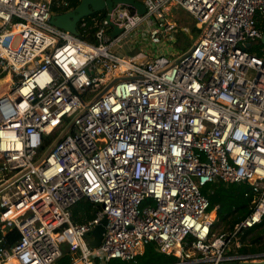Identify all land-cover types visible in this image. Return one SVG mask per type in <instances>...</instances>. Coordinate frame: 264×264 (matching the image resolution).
<instances>
[{"label": "built area", "instance_id": "obj_1", "mask_svg": "<svg viewBox=\"0 0 264 264\" xmlns=\"http://www.w3.org/2000/svg\"><path fill=\"white\" fill-rule=\"evenodd\" d=\"M138 1L143 15L118 3L81 18L74 35L50 23L68 0H0V264H61L64 245L78 252L66 264H136L149 243L175 258L167 264L264 259L241 251L259 246L242 235L264 221V0ZM168 4L200 26L190 48L128 54L139 26L154 47L175 33ZM91 27L94 42L82 37ZM242 181L249 214L214 232L201 188ZM81 199L99 207L76 223ZM8 222L19 233L9 247Z\"/></svg>", "mask_w": 264, "mask_h": 264}, {"label": "trees", "instance_id": "obj_2", "mask_svg": "<svg viewBox=\"0 0 264 264\" xmlns=\"http://www.w3.org/2000/svg\"><path fill=\"white\" fill-rule=\"evenodd\" d=\"M56 1V0H55ZM69 8H74L79 0H68ZM52 11L61 13L66 10V8H56L53 6ZM259 28L264 32V25L258 24ZM94 29L91 27L87 30L85 35L82 37L89 41L94 42L92 32ZM196 31V30H195ZM136 54V52L134 53ZM56 137V135H47L43 137V142L41 149H45ZM201 192L205 195L209 201L208 211L215 210L216 213V222H221L228 224L229 228L242 219H244L250 212L252 190L251 186L247 181H242L240 183L224 184L222 182H212L207 183L201 188ZM99 206L94 205L93 203L81 199L77 201L71 207L72 220L76 223H83L86 220L93 217V211ZM216 223V224H217ZM262 227V233L252 235L250 240L253 243H258L259 246L254 247H244L241 251L251 252L256 251L260 252L264 250V246L260 245L262 234L264 233V221L260 224L245 230L242 238L245 239L248 237V234L254 232V230ZM1 235V233H0ZM19 233L16 228L6 229V235L3 236L5 246L9 247L14 244L18 239ZM72 256L68 254L67 251L64 252L62 258L60 259L61 264H66L71 261ZM175 260L172 256H167L163 253H160L156 250L154 243L147 244L143 252L136 257V264H167ZM104 264H128L127 261L121 260L119 258H111L107 260Z\"/></svg>", "mask_w": 264, "mask_h": 264}, {"label": "rangeland", "instance_id": "obj_3", "mask_svg": "<svg viewBox=\"0 0 264 264\" xmlns=\"http://www.w3.org/2000/svg\"><path fill=\"white\" fill-rule=\"evenodd\" d=\"M163 14L167 21L174 23L175 29L173 30L175 31V33L168 37L166 35L162 36L159 46L154 47L148 40L147 29H145V27L143 26H139L136 29L132 30L130 33H128L125 37L127 45L130 46V44H135V46L137 47V49H133L132 51L128 52V54H134L135 52L141 50L146 54L145 56H138V59L141 61H146L149 60L151 56L157 54L159 50H161L162 53H164L166 56L174 58L177 54L181 55L182 52L190 48L192 42L195 40L198 32L201 29L200 26L196 24V22L188 12H186L181 7L175 4L166 5L163 9ZM123 52H126V49L123 50ZM60 132L61 127H57L52 134L56 135L55 138H57ZM211 213L214 216V221L212 225V230L214 232L226 231L230 229L228 224L216 222L215 210H212ZM259 232L262 233V227L254 230V232L249 233L247 238L250 239L252 235L254 236ZM260 243H263L264 245V233L262 234ZM64 246L67 249L66 245Z\"/></svg>", "mask_w": 264, "mask_h": 264}, {"label": "water", "instance_id": "obj_4", "mask_svg": "<svg viewBox=\"0 0 264 264\" xmlns=\"http://www.w3.org/2000/svg\"><path fill=\"white\" fill-rule=\"evenodd\" d=\"M118 3L128 5L139 15H143L145 13L144 6L138 0H79V3L74 8L61 13H53L50 18V23L74 35H78L77 23L81 18L105 9L110 11L113 6ZM121 31V29L114 27L110 34L111 36H115ZM261 41H264V36L261 37ZM250 45L251 44L249 42H245L243 46L244 48H249ZM106 223L107 219L103 216L99 223L96 224L88 234H86V240L90 247L95 248L99 246ZM223 264H264V259L256 261H242L239 263L225 262Z\"/></svg>", "mask_w": 264, "mask_h": 264}, {"label": "bare ground", "instance_id": "obj_5", "mask_svg": "<svg viewBox=\"0 0 264 264\" xmlns=\"http://www.w3.org/2000/svg\"><path fill=\"white\" fill-rule=\"evenodd\" d=\"M13 225H12V223L11 222H8L5 226H4V228H3V230H2V233H3V236H5L6 235V229L8 228V229H13ZM76 253V255L78 256V252H75ZM10 264H15L14 262H10Z\"/></svg>", "mask_w": 264, "mask_h": 264}, {"label": "crops", "instance_id": "obj_6", "mask_svg": "<svg viewBox=\"0 0 264 264\" xmlns=\"http://www.w3.org/2000/svg\"><path fill=\"white\" fill-rule=\"evenodd\" d=\"M159 51H161V50H159ZM159 51H158V52H159ZM161 52H162V51H161ZM148 55H150V54H148ZM151 57H152V56H151ZM151 57H150V58H151ZM65 251H66V248H65ZM68 254H69V253H68ZM69 255H71V254H69ZM74 255H75V257H77L76 253L73 254V255H71V256L73 257ZM71 261H72V260H71Z\"/></svg>", "mask_w": 264, "mask_h": 264}]
</instances>
